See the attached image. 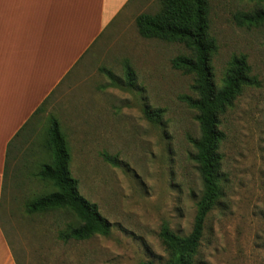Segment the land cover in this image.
<instances>
[{"label": "rangeland", "instance_id": "1", "mask_svg": "<svg viewBox=\"0 0 264 264\" xmlns=\"http://www.w3.org/2000/svg\"><path fill=\"white\" fill-rule=\"evenodd\" d=\"M208 3L209 31L217 44L215 84L221 85L230 59L243 55L258 85L245 88L222 116L224 197L207 217L195 260L264 264V25L250 26L240 17L257 7L252 0ZM133 4L129 15H121L89 48L15 143L0 221L17 264H163L161 225L180 236L191 230L201 193L190 143L198 128L196 112L181 97H194L193 78L171 65L186 49L140 37L135 17L159 6L156 0ZM125 60L136 77L129 90L110 85L99 71L106 68L122 80ZM145 108L161 110L160 121L150 122ZM49 116L64 134L79 194L111 225L107 236L63 242L57 234L76 224L72 216L26 212L29 200L52 191L33 176L48 161L39 144ZM103 154L116 157L119 166L104 161Z\"/></svg>", "mask_w": 264, "mask_h": 264}, {"label": "trees", "instance_id": "2", "mask_svg": "<svg viewBox=\"0 0 264 264\" xmlns=\"http://www.w3.org/2000/svg\"><path fill=\"white\" fill-rule=\"evenodd\" d=\"M156 1L158 10L155 13L138 14L134 23L140 37L178 43L186 49L185 54L177 55L171 60V65L173 69L193 78L191 90L194 97L182 96L181 100L196 112L198 137L190 138V143L194 149L192 161L196 165L201 183V193L196 203L190 232L180 236L163 223L158 237L167 255L163 264H197L195 256L204 234L207 217L219 206L224 197L225 179L221 170L220 154V146L225 140V133L220 128L222 116L232 107L245 88L258 84L251 76L250 67L243 55L230 59L221 85L215 84L212 58L216 54L217 44L209 31L208 0ZM252 1L257 7L240 17L250 26L264 25V0ZM122 67V80L116 79L106 68L99 71L106 76L110 85H119L129 90L135 86V72L126 60L123 61ZM47 99L7 144V166L8 161L13 158L10 152L14 149L16 141L27 127H31L33 118L42 110ZM144 115L150 122L158 123L161 110L145 108ZM39 147L48 161H42L33 176L41 182L49 183L52 191L29 200L25 204L27 214L63 211L72 216L76 224H68L57 234L58 239L63 242L107 236L111 228L109 221L100 215L96 204L89 202L78 192L77 180L72 177L69 170V148L59 121L54 116L48 117ZM26 151L28 153L31 148L28 147ZM102 157L110 165L119 166L116 157L107 154H103ZM140 264L158 263L146 260Z\"/></svg>", "mask_w": 264, "mask_h": 264}, {"label": "crops", "instance_id": "3", "mask_svg": "<svg viewBox=\"0 0 264 264\" xmlns=\"http://www.w3.org/2000/svg\"><path fill=\"white\" fill-rule=\"evenodd\" d=\"M133 2L0 0V212L7 144ZM0 264H17L1 221Z\"/></svg>", "mask_w": 264, "mask_h": 264}]
</instances>
